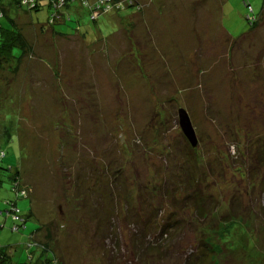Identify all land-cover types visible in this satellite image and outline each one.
Listing matches in <instances>:
<instances>
[{"label": "rangeland", "instance_id": "obj_1", "mask_svg": "<svg viewBox=\"0 0 264 264\" xmlns=\"http://www.w3.org/2000/svg\"><path fill=\"white\" fill-rule=\"evenodd\" d=\"M180 2L67 34L47 4L11 10L27 50L0 69L2 166L40 249L0 214L14 264H264V19L230 40L263 0Z\"/></svg>", "mask_w": 264, "mask_h": 264}, {"label": "trees", "instance_id": "obj_2", "mask_svg": "<svg viewBox=\"0 0 264 264\" xmlns=\"http://www.w3.org/2000/svg\"><path fill=\"white\" fill-rule=\"evenodd\" d=\"M25 0H16L15 2H11V0H0V69L3 67L5 63H9L10 59H15L16 62L21 60L26 54L27 44L25 42V38L22 35L15 18L11 17L9 14L11 10L16 8V13L20 10L26 13H31L33 11H39L43 6L47 4L49 9L47 25L54 32L58 34H67V32H63L62 29H56V26H62V28L67 27L70 32H78L81 29L80 18L83 14L88 15L90 22H98L99 19L103 16L111 15L112 13H121L125 10H114L109 13H102L96 18V20L91 19V9L90 6L95 4L97 0H75V1H66L63 4L57 2V0H46L47 3H44L45 0H33L29 5L24 3ZM134 4L128 6V8H133L136 5H139L136 0H133ZM120 0H115V3H119ZM88 3V4H87ZM249 11L253 13L248 16V21L251 25V30L245 33L239 39H232L234 43L242 42L249 38L255 29L258 26L257 22L262 21L264 19V0L261 9L260 15L254 14L253 7L248 4L247 5ZM24 9V10H23ZM72 14L75 16V25H71L73 23ZM6 18V23L2 24V20ZM8 20V21H7ZM43 28V27H42ZM44 30V28H43ZM68 32V33H70ZM17 51V54L15 53ZM197 148V147H196ZM6 158V153L0 148V187L4 183V179L10 182V191L12 193V198L5 199L3 205L4 210L0 211L1 215H6V218L11 219L13 222L14 228L13 231L21 232L23 230H27L28 222L31 219V213L29 215L24 214L19 207V201L22 199H28V195L26 191L18 190L19 176L18 173L13 174V170L17 168H5L2 166V161ZM254 164L262 170L264 168V160L260 157L258 159H254ZM2 226V227H1ZM3 228L5 224L1 225ZM30 233L26 236L28 239L32 240L33 244L37 247L38 245L33 240V230L31 228ZM198 247V246H197ZM28 248H32V245H28ZM200 249V248H197ZM38 250L39 247H38ZM44 253L48 252L47 250H43ZM203 254V253H202ZM34 254L31 253V256ZM189 261V259H188ZM50 261H46L47 264ZM0 264H14L11 261V255L7 250V247L1 246L0 244Z\"/></svg>", "mask_w": 264, "mask_h": 264}, {"label": "built area", "instance_id": "obj_3", "mask_svg": "<svg viewBox=\"0 0 264 264\" xmlns=\"http://www.w3.org/2000/svg\"><path fill=\"white\" fill-rule=\"evenodd\" d=\"M32 1L33 0H25L24 3L29 5ZM66 1H75V0H57V2H59L60 4H63ZM133 4H134L133 0H127V2L120 1L119 3H115V0H97L95 4L90 6L91 19L96 20V18H98V16L102 13H109L114 10H125L128 8V6H131ZM136 7L139 10V5H136Z\"/></svg>", "mask_w": 264, "mask_h": 264}, {"label": "water", "instance_id": "obj_4", "mask_svg": "<svg viewBox=\"0 0 264 264\" xmlns=\"http://www.w3.org/2000/svg\"><path fill=\"white\" fill-rule=\"evenodd\" d=\"M179 123L183 134L186 136L190 145L193 148L198 146V139L195 133V129L193 128L191 119L188 113L184 109L179 110Z\"/></svg>", "mask_w": 264, "mask_h": 264}, {"label": "crops", "instance_id": "obj_5", "mask_svg": "<svg viewBox=\"0 0 264 264\" xmlns=\"http://www.w3.org/2000/svg\"><path fill=\"white\" fill-rule=\"evenodd\" d=\"M137 1V0H136ZM165 1H167V0H138L137 2H139V3H141V4H143L144 6H148V4H149V6L147 7V8H153V7H155L156 9H158V10H160V15H164L165 14V11H164V2ZM174 2H175V5H176V7L178 6V3H181L180 2V0H174ZM154 5V6H153ZM187 8V10H189V11H193V6H188V4H186L185 6H184V8H183V10L185 11V9ZM131 15H133V14H126V16H124L123 17V21H122V23L123 24H126L127 23V19L128 18H126V17H130ZM107 19H108V17H106Z\"/></svg>", "mask_w": 264, "mask_h": 264}]
</instances>
